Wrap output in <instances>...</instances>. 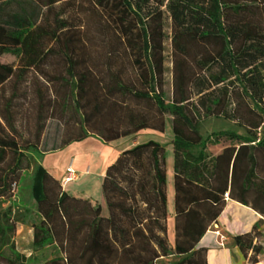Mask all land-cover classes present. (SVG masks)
<instances>
[{
  "label": "trees",
  "instance_id": "1",
  "mask_svg": "<svg viewBox=\"0 0 264 264\" xmlns=\"http://www.w3.org/2000/svg\"><path fill=\"white\" fill-rule=\"evenodd\" d=\"M6 54L17 62H3ZM211 118L243 133L204 138ZM168 121L173 243L161 142L127 147L107 166L108 216L42 165L47 153L90 135L110 142L163 131ZM224 141L219 153L208 151ZM225 193L264 214V0H0V264L31 259L14 235L32 209L33 251L51 249L42 264H209L198 245ZM258 227L236 237L247 264L258 263Z\"/></svg>",
  "mask_w": 264,
  "mask_h": 264
},
{
  "label": "rangeland",
  "instance_id": "2",
  "mask_svg": "<svg viewBox=\"0 0 264 264\" xmlns=\"http://www.w3.org/2000/svg\"><path fill=\"white\" fill-rule=\"evenodd\" d=\"M170 20L169 18H166V31L169 35L170 33ZM166 67H167V73H166V99L169 102L171 99V92H172V77L169 69L171 68V62H170V50H171V43L170 39H166ZM3 62L8 63H16L17 57L13 54H6L2 58ZM222 130H237L241 133H243V129L239 128L234 122L230 120H226L223 118H211L206 120L201 127V134L204 138L210 137L211 134L222 131ZM46 136L47 139L50 140L54 137V127H52L51 130L47 133ZM156 140L161 142L163 145H165V155H166V162H167V194H168V211H169V217H168V233L169 236L174 237V219H173V208H174V172H173V165H174V147H173V140H174V133L172 131L171 123L168 121L165 130L160 131L152 128H144L139 130L138 132L130 135H125L120 138H117L115 140H112L110 142H105L97 137H93L92 142L83 145V147H79L82 150L88 153L87 155H93V159L95 160L93 164L92 169V179L90 188L94 191L95 199L100 202V205L102 208V215L108 216L109 210L108 206L104 197L103 189H102V181L104 172L107 168V166L113 162L116 157L119 155V153L126 148L128 145H131L134 141L140 140V142H145L148 140ZM81 142V141H78ZM229 142L224 141L222 144L219 145H208V151L212 154H217L222 150V147L228 144ZM60 150L50 152L47 158V161H57L59 166H62L64 163L70 161L72 158H68V156L72 153V147H69L67 149H64L62 152L59 153ZM91 153V154H90ZM86 155V156H87ZM45 157V155H44ZM67 159V160H66ZM71 165V164H70ZM86 172H89V168H87ZM67 176L66 173H63V171H60L58 173V177L62 183V186L65 190V188H68V183L64 182V178ZM81 177L78 170H76V178L74 180H79ZM99 180V183L97 184ZM75 191V190H74ZM74 194V193H72ZM9 203L6 204L8 206ZM261 219L259 221V227L254 231L253 237H252V246H260L261 251L259 255L257 256L258 263L257 264H264V214L261 215ZM35 217V210L32 209V212L30 213V219L28 222V225H30V220L34 219ZM20 224L17 225V229ZM17 233V230H16ZM16 233L14 235V240L16 243L17 249L21 252L26 254L27 256L32 257L28 261L27 264H42V259L46 256H49L51 253V249H48L43 252H34L32 248V244H30V240L23 236V238L17 239ZM170 241L173 243V240L170 239ZM249 244V242H248ZM209 247V246H207ZM211 248V246H210ZM215 249H218V247H214ZM10 251L9 248L6 247L4 250L5 255H9ZM248 258L253 255V251L249 249L247 251ZM175 258L174 257H168L164 258L160 261L159 264H173ZM221 263V262H219ZM225 264V262H224ZM252 264V263H250Z\"/></svg>",
  "mask_w": 264,
  "mask_h": 264
},
{
  "label": "crops",
  "instance_id": "3",
  "mask_svg": "<svg viewBox=\"0 0 264 264\" xmlns=\"http://www.w3.org/2000/svg\"><path fill=\"white\" fill-rule=\"evenodd\" d=\"M93 137L97 136L90 135L85 139L81 140V142H72L65 148L61 149L59 153L62 152L64 149L72 147V153L70 156L67 157V159H72L64 163L62 166H59L57 161L52 160L48 162L47 158L49 155H51L49 153H47L43 158L42 165L46 170L50 171L53 175L59 178L58 173L60 171L66 173L68 166L71 164L75 170L79 171L81 177L79 180L70 181L68 183L69 187L65 188V191L71 194L74 193L77 196H84L90 198L93 201H97L98 203H100L98 200L95 199V196L97 197V195H95L94 191L91 190V188L89 187L91 184V179L93 175L92 169L94 167L93 164L95 160L91 155H87L85 151L78 150L81 149L79 147H83V145L92 142ZM138 142H140V140L134 141L131 145H128L127 147H131L137 144ZM87 168H89L88 173L86 172ZM98 183L99 180L97 184ZM173 214L174 208L172 215ZM261 217V214H259L252 207L244 205L239 201L231 198L227 199L226 206L224 207V210L222 211L218 220L210 226V228L202 237L198 245L199 247H204L207 249L208 263L224 264L225 262V264H247L248 260L246 256L242 253L239 245L237 244L236 237L252 231L255 224L260 221ZM23 236L28 238L30 240V244H32L33 228L31 225H28V223H20V226H18L16 238L20 239L23 238ZM169 237L171 240L174 239V237ZM215 246L218 247V249H215Z\"/></svg>",
  "mask_w": 264,
  "mask_h": 264
},
{
  "label": "built area",
  "instance_id": "4",
  "mask_svg": "<svg viewBox=\"0 0 264 264\" xmlns=\"http://www.w3.org/2000/svg\"><path fill=\"white\" fill-rule=\"evenodd\" d=\"M76 178V170L72 165H69L67 168V176L64 178V182L68 183ZM226 199H229V194L225 193Z\"/></svg>",
  "mask_w": 264,
  "mask_h": 264
},
{
  "label": "bare ground",
  "instance_id": "5",
  "mask_svg": "<svg viewBox=\"0 0 264 264\" xmlns=\"http://www.w3.org/2000/svg\"><path fill=\"white\" fill-rule=\"evenodd\" d=\"M88 154V153H87ZM91 154V153H90ZM92 157H93V155H91ZM79 157H81V156H79ZM79 159H82V158H79ZM89 162V161H88Z\"/></svg>",
  "mask_w": 264,
  "mask_h": 264
}]
</instances>
